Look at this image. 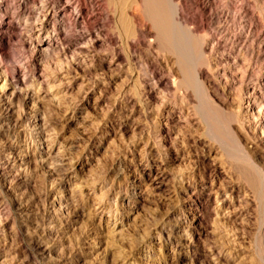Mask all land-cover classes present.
<instances>
[{"label": "rangeland", "instance_id": "obj_1", "mask_svg": "<svg viewBox=\"0 0 264 264\" xmlns=\"http://www.w3.org/2000/svg\"><path fill=\"white\" fill-rule=\"evenodd\" d=\"M19 1L14 0L15 7L19 5ZM220 1L224 6L229 5L225 7L231 11L235 8L238 11L239 4L255 11L253 19L241 11L235 22L230 17L226 26L232 32L248 31L251 27L264 33V13L260 11V7L264 8V0ZM33 6L32 1L26 4L27 9ZM3 7L4 5L0 6V9ZM216 25L218 26L215 24V27ZM27 33L16 30L10 38L7 57L4 59L9 67L21 64L29 56V50L22 46ZM100 64L102 69L91 71V74H83L79 69L71 70L70 73L65 63L51 66L45 78L53 82L54 87L42 89L45 102H40L35 110L29 104L18 103L17 106L22 108H16L18 111L15 109L17 112L13 117L22 110L19 112L22 126L14 118L10 122L0 121V155L9 154L15 148V144H11L14 139L25 140L27 151L32 153L34 146L39 145L35 140L36 134L45 130L43 133L54 138V145L63 148L64 152L61 151L65 153L64 156L71 158L69 161L73 160L68 166V174L72 177L74 201L73 198L68 200L67 210L72 209L61 211L62 214L56 209L59 205H54L59 201L56 196L62 188L58 177L65 170L58 171V175H51L48 165L41 160L32 158L29 162L24 159V153H20L16 156L17 164L9 171L11 175L4 177L3 174L1 176L2 168H9H5V163L0 162V207L7 208L4 209L6 215H3L5 226L0 225V242L8 243L6 264H264V253L261 251L264 212L260 207V198L256 196V190L254 195L251 190L253 188L242 179L239 170L231 167L234 161L227 156L220 157L222 147L218 144L213 146L218 151L216 160L206 157L202 148L205 136L198 127L190 128L193 133L188 128H185L188 132L182 130H185L183 133L187 136L184 142L180 138V141L173 143L174 147H178L173 149L179 152V158L167 160L164 178L156 179V183L151 184L147 190L141 187L139 199L134 200L138 180L145 176L144 168H154L162 160L155 150L150 154L144 148L149 136L154 133L155 113L158 110L157 107H146L138 100L135 101L134 91L130 93V96L133 94L132 102H135L134 110L131 103L124 108L114 106L111 96L115 83L123 77L125 64L108 70L106 62L102 65L98 57L92 62L94 68ZM63 77L64 80L60 82L59 79ZM81 83L84 90L82 88L76 93L75 88ZM130 86L133 88V83L127 82V89ZM225 91L221 95L224 97H221L215 92L214 84L209 83V92L215 103L220 104L227 115L235 114L234 120L228 122L229 132L238 135L242 147H245V151L248 149L246 152L249 151L252 158L257 160L258 168L262 167L263 171L264 139L260 136V131L253 130L254 121L250 120L253 118L245 120L241 115L239 117L235 105L237 91L231 87ZM32 112H41L47 117L45 126L40 130L27 126L26 117H30ZM191 117L194 121V116ZM186 139L188 140L185 141ZM16 145L19 143L16 142ZM217 161L220 165H226L220 166ZM226 172L231 175L230 181L233 183L230 184L234 186L235 195L239 191L240 197L242 196L241 199L238 198L239 201L235 197V203L239 204L237 211L231 218L225 219H215L213 214L206 216L203 222L206 232L200 236H191L200 219L188 227V220L180 213L189 201L193 203L198 193L197 203H204L211 178L215 176L221 179ZM193 175L196 190L194 196L189 197L182 184L190 183L188 187L192 190ZM161 180L163 182L157 186V182ZM135 202L140 207L136 212L130 210ZM3 204L5 205L2 206ZM177 218H180L178 222L183 223L182 228L175 227ZM222 247L232 253L230 258L212 259V252L219 251Z\"/></svg>", "mask_w": 264, "mask_h": 264}, {"label": "bare ground", "instance_id": "obj_2", "mask_svg": "<svg viewBox=\"0 0 264 264\" xmlns=\"http://www.w3.org/2000/svg\"><path fill=\"white\" fill-rule=\"evenodd\" d=\"M29 1L34 3L33 8H29L31 10L26 7ZM14 3V0H0V6L4 5L2 10L0 9L2 14L0 17V121L10 122L14 118L15 122H20L19 112L22 110L18 112L19 116L17 113L16 118L13 117L22 108L17 106L18 103L29 104L35 110L38 104L46 99L42 89L54 87L53 82L45 78L47 71L53 65L65 63L69 72L79 69L86 74L102 69L101 64L97 67L95 65V68L92 65L97 57L102 65L106 62L108 70L121 67L124 63L123 77L115 83L111 102L121 108L128 107L131 103L134 110L135 102L131 100L134 94L133 98H136L135 101L138 100L140 104L157 107L154 135L151 134L148 141L145 140L147 143L144 148L150 154L155 150L156 155L162 159L154 168L147 166L144 168L145 176L138 180L139 186L134 190L136 195L134 200L139 199L141 187L147 190L151 184L156 183V179L164 178L167 160L174 161L179 158V152L173 149L178 147H174L173 143L180 138L184 142L187 137L183 133L185 128L191 131L190 128L198 127L200 129H197L202 130L205 136L204 141L202 140L204 142L202 148L206 157L212 161L216 160L218 151H215L213 146L218 144L222 147L219 156H227L234 161L231 167L239 170L242 179L254 189H251L253 192L256 190V196H259L260 207L264 212V169L262 171V167L258 168L257 160L252 158L249 151L250 156L248 155L246 152L248 149L245 151V147H242L238 135L229 132L228 122L234 120L235 114L227 115L220 104L215 103L209 92L211 82L214 84L215 92L220 96L230 87L237 91L235 105L239 117L241 115L245 120L253 118L250 119L254 121L253 130L260 131V136L264 139V33H259L261 31L251 27L248 31L239 30L233 33L230 27L226 26L230 17L234 18V22L236 21L241 14L240 11L252 16L253 19L255 16L253 9H247L239 4L238 11L234 7L235 12H233L227 8L229 5L225 7L220 0H20L17 7ZM260 11L264 13V8L260 7ZM215 24L218 26L215 27ZM16 30L28 32L22 46L27 48L30 54L21 64L9 67L4 63V59L7 57L8 42ZM64 78H60L59 81H63ZM127 82H132L133 88L130 86L131 88L127 89ZM82 84L75 88L76 93L82 88L84 90ZM132 91L134 93L130 96ZM44 102L45 100L42 103ZM32 113L30 117H26L27 126H31V129L36 131L40 130L45 126L47 117L40 114L41 112ZM191 116H194V121ZM20 123L22 126L23 122ZM25 124L24 122V126ZM183 129L185 130L182 132ZM43 132L40 130L36 134L35 140L39 145L34 146L32 153L27 151L25 140H13L11 144H15V148L8 152L9 154L0 155V162L5 163V168H9L8 170L2 168L1 176L11 175L9 171L17 164L16 156L20 153H24L26 161L32 158L41 160L48 165L51 175H58V171L65 170L59 175L60 178L58 177L62 183V188L56 196L59 201L53 204L59 205L56 209L61 212L68 209V200L73 198L72 177L68 174L70 170L68 166L73 160L69 161L71 158L68 160L64 156L65 153L61 151L63 148L55 146L54 138ZM16 142L19 145H16ZM219 147L217 146L218 149ZM235 162L240 165H234ZM224 164L221 165L224 167L226 165ZM230 176L227 172L221 179L213 176L208 184L206 201L202 204L197 203L198 193L193 203L189 201L187 207L180 213L188 220V227L200 219L193 228L191 236L194 234L200 236L206 232L203 224L206 216L213 214L215 219H225L231 218L237 211L239 204L235 203V199H241L242 196L240 197L238 191L240 188L235 195L234 186L230 184L232 182ZM194 181L193 175L192 190L188 187L190 183L182 184L189 197L194 196L196 190ZM162 182L163 180L156 185L160 186ZM11 202L13 204V201ZM138 206L136 202L132 203L130 210L136 212L140 208ZM5 208L0 207L1 226H5L6 223L3 218V215H6ZM179 220L180 218L175 220V227L182 228L183 223L178 222ZM7 248V242H0V264H6ZM226 249L222 247L219 251L212 252V259L220 260L224 257V260H228L232 253ZM261 251L264 253L263 239Z\"/></svg>", "mask_w": 264, "mask_h": 264}]
</instances>
